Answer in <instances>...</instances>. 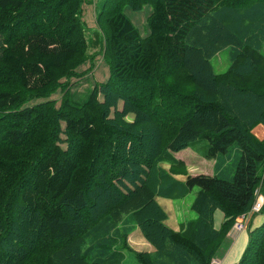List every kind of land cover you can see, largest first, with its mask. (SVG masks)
I'll use <instances>...</instances> for the list:
<instances>
[{"label": "trees", "instance_id": "1", "mask_svg": "<svg viewBox=\"0 0 264 264\" xmlns=\"http://www.w3.org/2000/svg\"><path fill=\"white\" fill-rule=\"evenodd\" d=\"M92 1L0 0V264H121L123 252L89 235L109 239L127 214L155 249L134 253L139 264H210L263 186L264 140L253 130L264 126V0H99L102 48L88 55L82 7ZM145 5L142 38L124 10ZM226 48L230 67L216 74L211 60ZM98 53L108 81L72 102L62 81L91 73L79 68ZM58 91L59 107L49 99ZM199 140L217 167L239 153L233 177L180 173L173 154ZM193 189L197 219L174 231L156 199ZM255 235L237 264H264V224ZM41 239L65 246L51 252Z\"/></svg>", "mask_w": 264, "mask_h": 264}, {"label": "rangeland", "instance_id": "2", "mask_svg": "<svg viewBox=\"0 0 264 264\" xmlns=\"http://www.w3.org/2000/svg\"><path fill=\"white\" fill-rule=\"evenodd\" d=\"M89 3L90 4L84 3L82 7V20L84 22V26L87 29L86 38H87L88 45H89L88 55L89 54L91 55L94 52L96 51L99 52V50H101L102 47L100 46L96 48L95 47L96 45L94 46V43L96 40L98 41L100 40V37L102 36L103 31H102V26L98 24L96 20L97 13L100 10L99 0H93L92 2H89ZM124 12L126 16L131 20L133 25L139 30L141 37L142 38L147 37L150 33L147 19L151 15L152 8L149 5H145L139 11H132L130 8L127 7L125 8ZM100 54L101 53H98L97 56L92 61L88 58L84 62V64L79 68L80 72L89 71L90 68H92L91 73H88L85 76H79L70 81H66V80L62 81L64 85H68L66 92H68L67 94L69 95L70 100L72 102L82 104L84 101H86L89 95L93 92L97 84L99 85L105 84L108 81V78L110 76V65L108 64L106 59H104L103 54L101 55ZM211 64L216 74L225 73L231 64L230 49L226 48L220 51L215 57L212 58ZM93 66L95 67L93 68ZM61 98H62L61 91H58L54 93L53 95H51L49 99L55 100L57 102V107H59L60 106L59 102ZM103 101H104V97L99 96V102L103 104L104 103ZM108 110L110 112V118L113 119L116 112L122 113V111L124 110L123 101L118 102V104L115 107H111ZM134 118H135V115L132 113H125V115L123 116V120L128 123H132L134 121ZM62 132H64L63 127H62ZM59 139H60V142H58L57 144L60 145L63 149H67V145L65 142V140H67V136L64 133H62L59 136ZM206 147H207V142L205 140H199L193 145V147L189 149L199 151L200 153L201 151H205ZM231 154H232V157L226 165L227 170H228V174L226 175H228L229 178L233 177L234 174L232 173L233 172L235 173V166L239 161V153L232 151ZM208 161L210 160H206V162ZM180 162H183V161H180ZM223 164L224 163L220 162V166H222ZM160 167L165 169L166 171H169V168H170L168 164H163V163L160 164ZM182 172L185 174L188 173L189 175L191 173L187 171L186 166H185V172L180 171V173ZM173 176L175 180H177L178 182H182V183H184L186 179L185 175H173ZM197 192H198L197 189H193L192 191L188 192L186 196L183 198L169 199L171 200L170 202L167 201L165 198H161V197H158V199H156L157 203L159 201L158 204L161 207H163V209L165 210L168 216L166 220L167 221L166 225H168V227H170L171 229H173L174 227H180L179 230L181 231L184 227L186 228L188 222L197 219V214L191 208ZM234 225L232 229L230 230L231 232L234 229ZM213 227H214V224H213ZM97 229L94 228L91 231L95 232ZM123 229L129 230V231L123 232L121 231ZM135 230H137V227L131 222L130 216L127 214V215H124L122 219L117 223L116 228H112L111 232L107 236V238L109 237V239H106V238L104 240L96 239L98 238L99 235L97 234L95 236V233L93 235H89V237L91 238L92 243H97L100 246H102V249H101L98 245V249L100 250L104 249L103 245L109 243L110 246H107L106 248L109 252H113V253L123 252V254H125L124 255L125 259L121 264H139L134 256V253L135 254L148 253L144 245H147L148 248L153 249V251H155V249L147 240H145V242L143 243L142 241H137V242L131 241L130 240L131 236ZM219 230H216V231H219ZM256 237L257 235L254 236V238ZM110 239H115V241L113 243H110L109 242ZM42 243L47 244V242L44 241V239L40 240V244ZM64 244L65 243H61L59 246L58 245L56 246L55 244H47L45 246L49 247V249L52 248L53 249L51 250L52 252V251H59L61 246H65ZM148 254L150 255L151 253H148ZM60 258H62V256ZM151 258L154 259L153 256H151ZM89 260H92V257H90ZM210 264H219V261L213 258Z\"/></svg>", "mask_w": 264, "mask_h": 264}, {"label": "crops", "instance_id": "3", "mask_svg": "<svg viewBox=\"0 0 264 264\" xmlns=\"http://www.w3.org/2000/svg\"><path fill=\"white\" fill-rule=\"evenodd\" d=\"M253 134L259 139L264 140V126L259 125L253 130ZM173 157L176 160L183 161L187 171L190 173V175H200L205 174L209 176L218 174L226 173L228 174L227 170V163L230 161V159H218V162L224 163L222 166H215L216 160H210L206 162V159H204L199 153V151L193 150V149H185L183 151H180L178 153H174ZM210 163V164H208ZM196 172V173H194ZM262 177H263V186H264V168L261 171ZM262 186V187H263ZM261 194L264 197V187L261 188ZM158 199V198H157ZM167 201H171L169 199H166ZM159 203V201H158ZM163 206V205H162ZM173 207V206H171ZM163 208V207H162ZM225 218L223 213L220 210L215 211L213 216V224L214 228L216 230H219L221 225L224 223ZM167 224V221H166ZM264 224V208L260 213H256L252 215L250 220H248L245 225V229L242 232L237 231H230L224 238L219 250L217 251L214 259L219 261V264H237L246 247L248 246L250 239L255 236V233L258 228H260ZM168 226V225H167ZM174 231H180V227H174ZM131 241L137 242L142 241L145 242V239L143 238L141 231L139 228L135 230L131 236ZM146 247V251L148 253H153V249L148 248L147 245H144Z\"/></svg>", "mask_w": 264, "mask_h": 264}, {"label": "built area", "instance_id": "4", "mask_svg": "<svg viewBox=\"0 0 264 264\" xmlns=\"http://www.w3.org/2000/svg\"><path fill=\"white\" fill-rule=\"evenodd\" d=\"M254 194L256 196V201L254 202L252 208L250 209L249 212L245 213V214H242L239 219L237 220V222L235 223L234 225V231H237V232H242L246 225L245 223L250 220V218L252 217V215L256 214V213H260L261 210L263 209L264 207V197L263 195L261 194V188H257L255 191H254Z\"/></svg>", "mask_w": 264, "mask_h": 264}]
</instances>
